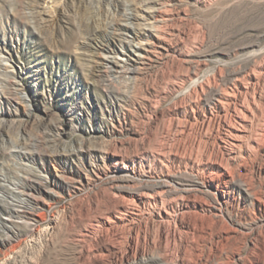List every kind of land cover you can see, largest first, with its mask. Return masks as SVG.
<instances>
[{"label":"rangeland","instance_id":"374dc122","mask_svg":"<svg viewBox=\"0 0 264 264\" xmlns=\"http://www.w3.org/2000/svg\"><path fill=\"white\" fill-rule=\"evenodd\" d=\"M156 3L170 16L169 51L130 80L109 76L98 56L126 44L121 23L142 12L141 0H0V183L30 191L37 219L34 238L23 222L14 224V240L0 227V264H136L143 253L147 264H224L217 226L223 235L235 231L243 254L264 234V213L237 186L246 180L264 191V148L229 164L228 200L192 192L215 233L188 231L166 244L154 207L137 197L165 180L160 152L171 153L170 169L185 184L187 155L224 162L223 130L190 106L196 99L205 112L212 92L249 65L245 46L264 29V0ZM184 202L178 227L187 230L196 208ZM108 215L117 228L101 234L98 221ZM145 229L152 248L143 244Z\"/></svg>","mask_w":264,"mask_h":264},{"label":"bare ground","instance_id":"6f19581e","mask_svg":"<svg viewBox=\"0 0 264 264\" xmlns=\"http://www.w3.org/2000/svg\"><path fill=\"white\" fill-rule=\"evenodd\" d=\"M141 1L144 4L141 9L142 12L137 15L133 14V17L128 16L125 23H121L123 26L122 31L125 35L123 42L126 44L121 45L120 48L107 47L98 56L100 57L99 60L103 71L105 70L111 77L125 74V77L131 80V78H135L134 75L137 74L139 67L149 61H154L155 57L157 59L160 55L169 51L167 36L169 32L166 25L170 18L169 14L162 11L161 7L156 6V0ZM148 3L151 4L149 5ZM135 18L139 19L141 27L131 25L134 23L132 19ZM129 36L134 38L129 39ZM262 36H264V29H260L258 38L261 39ZM258 38H255L256 40L249 42L245 46L251 57L249 65L238 69L235 73L233 72L231 82L224 88L216 89L212 92L210 99L205 102L207 106L205 112L199 106L200 104L195 101L196 99H193V105L190 106L193 113L195 111L201 112L202 123H217L218 128L223 130L228 140L227 145L224 147L225 154L224 158H222L224 162L219 161L216 163L210 160H203L202 158L194 159L191 158V154L187 155L186 164L189 165L190 175L189 183L185 184L181 183L177 179V175L172 173L170 169L168 161L171 158V153L160 152L158 153L157 161L160 164L161 171L165 173V180L157 183L156 188H153L152 192L137 193V197L140 200L154 207L158 221L157 237L160 241L164 240L166 244H174L176 241L181 242L184 238L183 234L188 231L196 233V230L204 231L206 229L210 234L215 231L217 235H221L216 241V247L219 252L224 251L226 254L227 261L224 264L231 260L241 261V264H255L252 260L254 258H252L253 255L257 261L256 264H264V234L260 232L259 236L257 235V243L249 247L246 254L241 253L239 251L240 246L238 248L236 246L237 243L232 241L237 238L233 229L230 228L231 231L223 235L221 227L217 226L213 231V223L210 225L202 222L200 210L204 211V201L202 197H196L192 192L206 190L210 194H218L223 199V202L228 200L230 194L228 188L233 181L232 175L228 170L229 164L249 158L264 148V43L259 46L260 41H258ZM155 102H158V100L155 99L154 105ZM154 105L153 107H156ZM173 155L179 157V159L184 158L182 154L176 152ZM18 185V182L0 183V204L4 211V216H1L0 227L8 229L11 232V239L14 240L18 235L16 230H14V224L23 222L28 225L27 232H32V237L34 238V223L30 221L37 220L33 216L34 213L30 206V200L33 196L30 191L20 189ZM237 186L241 193L243 192L249 198L253 207L264 213V191L254 189L251 183L246 180L238 183ZM184 199L191 201V204L196 208L193 210L195 220L188 225L187 230L178 227V223L187 214V204H185ZM217 210L220 211L219 207ZM15 217L19 220H15ZM24 218L29 219V221L24 220ZM116 221L111 219L109 215L102 217L97 224L99 226L98 232L107 235L108 232L117 228ZM41 231L36 230L35 235L40 236ZM147 233V229H145L143 244L152 248L155 245V241L149 240ZM202 236L204 237V235ZM8 238L5 239L8 240ZM33 238L30 239L33 240ZM142 256L141 263L136 264H147L151 260L145 258L144 253Z\"/></svg>","mask_w":264,"mask_h":264}]
</instances>
